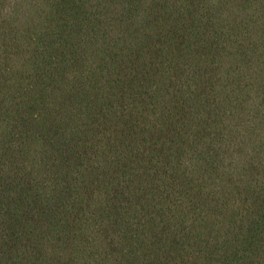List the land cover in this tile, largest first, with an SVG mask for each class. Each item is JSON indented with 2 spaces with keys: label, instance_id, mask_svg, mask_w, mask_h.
Segmentation results:
<instances>
[{
  "label": "trees",
  "instance_id": "16d2710c",
  "mask_svg": "<svg viewBox=\"0 0 264 264\" xmlns=\"http://www.w3.org/2000/svg\"><path fill=\"white\" fill-rule=\"evenodd\" d=\"M0 264H264V0H0Z\"/></svg>",
  "mask_w": 264,
  "mask_h": 264
}]
</instances>
